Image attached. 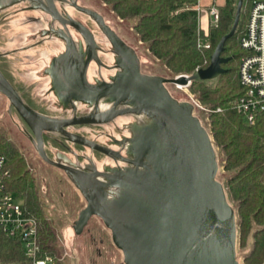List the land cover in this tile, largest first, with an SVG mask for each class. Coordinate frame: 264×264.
I'll use <instances>...</instances> for the list:
<instances>
[{"label":"water","instance_id":"water-1","mask_svg":"<svg viewBox=\"0 0 264 264\" xmlns=\"http://www.w3.org/2000/svg\"><path fill=\"white\" fill-rule=\"evenodd\" d=\"M46 2L50 6L47 12L54 18L56 14L60 16L54 1ZM70 2L96 20L112 44L118 46L120 38L99 12L80 5L78 0ZM243 5L244 0H238L231 31L217 45L210 65L198 70V78L211 80L227 71L222 64L230 57L222 53L237 32ZM72 26L89 40L90 32L82 24ZM63 28V38L68 40V28L65 24ZM75 49L72 43L50 67L67 62L72 52L76 54ZM83 82L65 89L73 93V100L94 106V111L71 118L50 117L31 108L0 70V93L32 131L38 154L48 164L65 170L87 201L75 222L76 234L83 232L93 216H98L123 253L120 264H240L236 210L217 178L219 163L213 139L194 114L193 105L178 101L166 86L187 85L189 78L151 76L138 70L116 78L106 87H91L84 71ZM106 97L104 102H114L113 108L95 111ZM119 104L125 107L116 108ZM129 114L146 115L152 120L131 127L132 136L125 139L127 156L67 129L106 124ZM46 132L62 134L71 142L120 158L130 166L101 172L88 166L81 170L67 157L53 160L45 149Z\"/></svg>","mask_w":264,"mask_h":264},{"label":"trees","instance_id":"trees-1","mask_svg":"<svg viewBox=\"0 0 264 264\" xmlns=\"http://www.w3.org/2000/svg\"><path fill=\"white\" fill-rule=\"evenodd\" d=\"M212 1L215 0H208L204 6H209ZM244 1L245 10L241 13L237 32L226 42L222 53L223 57H230L228 62L222 64L227 71L215 78V84L194 78L190 88L212 110L222 108L220 112L210 113L209 130L221 157L228 198L236 209L243 262L264 264V120L258 118L253 125H248L234 109V103L243 92L238 69L244 52L239 42L250 11L249 0ZM100 2L106 4L108 13L133 28L135 39L143 43L146 55L163 68L170 78L178 74H194L197 69H205L210 65L217 45L233 27L238 4V0H216L220 8V20L216 26L209 28L211 47L206 49L198 47V0ZM7 40V34L0 29V70L31 108L45 116L54 117L46 102L35 94V83L24 79L20 64L9 53L2 51ZM11 109L18 113L12 105ZM50 134L60 136L46 132L45 142L52 138ZM60 144L67 148L64 143ZM0 154L6 156L7 167L10 169L9 189L23 200L26 211L38 221L40 256L50 255L55 264H65L58 255L55 244L57 232L47 214L35 173L22 150L2 128ZM0 264L32 262L25 256L18 240L0 232Z\"/></svg>","mask_w":264,"mask_h":264},{"label":"rangeland","instance_id":"rangeland-1","mask_svg":"<svg viewBox=\"0 0 264 264\" xmlns=\"http://www.w3.org/2000/svg\"><path fill=\"white\" fill-rule=\"evenodd\" d=\"M80 4L98 10L106 19L108 25L116 30L121 35L124 41L137 52L141 60V67L144 74L151 76H163L170 78L166 71L158 64L154 63L144 52L143 43L135 39V31L132 27L127 26L122 20L116 19L112 14L106 10V4L100 0H78ZM100 2V4H99ZM222 2V1H220ZM208 2L204 1V5ZM203 5V4H202ZM203 5V6H204ZM62 9H70L65 3ZM245 10V1L242 13ZM78 18L85 20L87 16L75 13ZM202 26L209 30L208 18L206 12L202 14ZM19 27L28 29V26L21 25L22 21L17 22ZM15 27V30H20ZM126 27V28H125ZM211 27V26H210ZM21 29V30H23ZM29 32V31H25ZM209 32V31H208ZM24 34V33H23ZM28 34V33H27ZM23 39V38H22ZM18 40L12 41L10 46L17 45ZM109 46V45H108ZM41 52L31 51L30 55H22V64L19 66L23 73V78L30 81H38L35 87V94L40 100L46 102L47 108L50 110L54 117L58 118H71L74 116L76 110L79 113H89L94 111L90 106L85 103L76 105V109L70 107L64 108L55 93L51 90L49 79L41 75H35L37 70L43 72L50 63L52 56L45 55V50ZM180 75V74H178ZM188 75V74H186ZM193 75L194 74H189ZM177 76V75H176ZM28 78V79H27ZM41 80V81H40ZM209 84H215L216 80H207ZM182 85V84H181ZM168 90L178 101L189 102L193 105L191 96L199 100L200 103L208 110H202L199 107H194V114L200 119L203 126L209 131L210 121L209 115L212 109L206 106L191 90V88L178 89L174 84H166ZM111 103H103L100 105L99 111H106L113 108ZM146 120V121H145ZM141 123L149 122L146 118H141ZM137 117L134 115H123L115 120L99 125L92 126H77L71 128L73 132L81 134L88 139L94 140L104 146H111L114 149L123 151L127 154L128 143L125 142L126 138L132 136L131 127L137 124ZM0 128L4 129L8 137L15 142L26 156L29 165L32 167L38 184L42 190L46 211L53 222V226L57 232L56 247L58 248V255L65 264H120L123 262V253L113 243L111 231L106 227L103 220L98 216H93L84 228L81 234H76L74 226L78 220L80 212L87 205L85 197L80 190L72 182L70 176L62 169L52 166L45 162L37 152L34 135L30 128L23 122L18 113L11 109V103L6 96L0 93ZM51 139L46 140L45 149L48 156L54 160L64 159L67 157L72 162H77L82 166L96 167L100 171L107 169H125L130 166L125 162L120 161V164L115 158L106 156L99 152L84 146H76L70 140L58 135L50 134ZM211 135V134H210ZM212 137V136H211ZM213 139V138H212ZM64 143L62 146L60 143ZM214 142V140H213ZM215 145V143H214ZM69 148V149H68ZM217 152V159L219 163V170L217 178L225 186L227 195L228 189L226 186L225 172L220 162L219 150L215 145ZM76 154L81 156V160L76 159ZM64 158H63V157ZM62 157V158H61ZM119 164V166L117 165ZM229 199V198H228ZM230 201V200H229ZM231 203V202H230ZM232 204V203H231ZM233 206V204H232ZM234 207V206H233ZM235 209V208H234ZM236 210V209H235ZM237 216V214H236ZM237 256L240 264H244L243 255L239 247V229L237 224Z\"/></svg>","mask_w":264,"mask_h":264},{"label":"flooded vegetation","instance_id":"flooded-vegetation-1","mask_svg":"<svg viewBox=\"0 0 264 264\" xmlns=\"http://www.w3.org/2000/svg\"><path fill=\"white\" fill-rule=\"evenodd\" d=\"M53 1L61 17L56 14L55 16L57 17L54 18L47 12L48 3L46 2V0H0V29H3L8 37L6 45L2 48V51L9 53V55L12 56L14 60L19 64H22L21 56L27 54L29 56L32 50L36 52L45 50L47 52L45 55L49 57L52 56L53 58H50V63L46 68L43 69V72L37 70L35 72V75L37 76L42 74L44 77H47L49 79L51 90L55 89V91H52L55 93L60 104L64 108L68 109L72 107L75 110V106L81 103L80 101L73 100V93L66 90L65 88L66 86H70L74 83L83 84L84 71L86 83H88V85H90L91 87H106L113 84L116 78L124 74H136L138 70L142 74H144L141 67V60L137 52L124 41L121 35H119L114 28L108 25L105 17L98 10L80 4L78 2L80 5L91 8L99 12L103 16L106 24L120 38L121 42H118V46H114L112 44V41L109 39L108 34L96 22V20L71 6L70 0ZM64 3L68 5L72 10H75V12H72L70 9L63 10L62 5ZM48 8H50V6ZM77 12H79L80 14H84L85 16H87V18L84 21L81 20L75 14ZM19 20L22 21L21 25L28 26V29H23V26L19 27L18 25H16L18 24L17 22H19ZM63 23L68 28V35L65 33L68 40H65L63 38ZM78 23L82 24L90 32V34H88L89 40L82 36L72 26L74 24L77 25ZM15 27H19L20 30L16 31ZM15 39L18 40V44H15V46L13 45L11 47L10 44H12V41H14ZM72 43L76 47V54L72 52L71 56L68 57L67 62H61L55 66L50 67L53 61L58 56L66 52L68 46H72ZM23 71L25 72L26 70L24 69ZM28 82L35 83V87L39 83L35 80H29ZM106 99H108V97H106L105 99L103 98L99 101V107L95 111L101 112L99 111L100 105L103 104ZM111 104V106H114V102H112ZM123 107H125V105L119 104L116 108ZM92 109L94 110V106ZM89 113H79L78 110H76L74 115L83 116ZM131 115L137 117L138 123H141V118L152 120L146 115ZM77 126H71L67 129L73 132L71 128ZM59 135L66 138L62 134ZM109 147L114 149L111 146ZM117 151H120L123 154V151ZM76 155V159L81 160V156L79 154ZM123 155L127 156V154ZM116 160L119 164L120 161L124 162L120 158H117ZM74 163L81 170H87L88 168L86 165L82 166L77 162ZM119 164L117 165L119 166ZM126 164L128 165V163ZM98 179L104 181L103 176H99Z\"/></svg>","mask_w":264,"mask_h":264},{"label":"built area","instance_id":"built-area-1","mask_svg":"<svg viewBox=\"0 0 264 264\" xmlns=\"http://www.w3.org/2000/svg\"><path fill=\"white\" fill-rule=\"evenodd\" d=\"M204 0H198L196 10L199 15L198 47L209 49L211 43L208 31L202 26V14L205 11L209 28L220 20V8L216 0L209 6H203ZM250 11L246 26L240 36V47L244 54L241 58L238 75L243 88L241 96L234 103V109L243 116L248 125H253L258 118L264 120V0H249ZM203 4V5H202ZM199 69L196 70L195 75ZM187 76V85L174 84L178 89L190 88L193 75ZM194 107L208 111L199 100L191 96ZM222 111V108L212 110ZM10 169L7 158L0 154V232L18 240L25 256L32 264H55L53 256H40L39 229L37 219L28 213L23 200L9 189Z\"/></svg>","mask_w":264,"mask_h":264},{"label":"bare ground","instance_id":"bare-ground-1","mask_svg":"<svg viewBox=\"0 0 264 264\" xmlns=\"http://www.w3.org/2000/svg\"><path fill=\"white\" fill-rule=\"evenodd\" d=\"M193 78H198V76H197V75H195Z\"/></svg>","mask_w":264,"mask_h":264},{"label":"crops","instance_id":"crops-1","mask_svg":"<svg viewBox=\"0 0 264 264\" xmlns=\"http://www.w3.org/2000/svg\"><path fill=\"white\" fill-rule=\"evenodd\" d=\"M206 2L208 1V0H205ZM203 4H204V1H203Z\"/></svg>","mask_w":264,"mask_h":264}]
</instances>
